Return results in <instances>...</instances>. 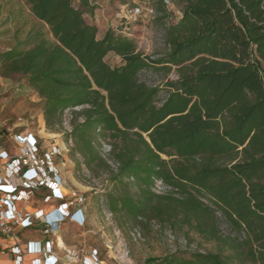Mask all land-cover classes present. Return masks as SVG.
Wrapping results in <instances>:
<instances>
[{"label": "trees", "instance_id": "obj_1", "mask_svg": "<svg viewBox=\"0 0 264 264\" xmlns=\"http://www.w3.org/2000/svg\"><path fill=\"white\" fill-rule=\"evenodd\" d=\"M181 1L167 51L152 59L120 31L98 37L88 0H23L41 27L0 52V64L36 90L48 126L72 110V153L109 172L112 214L187 225L216 243L144 264H264V0ZM151 67L177 78L150 86L139 74ZM100 140L111 143L115 169ZM156 180L171 192L155 193Z\"/></svg>", "mask_w": 264, "mask_h": 264}, {"label": "rangeland", "instance_id": "obj_2", "mask_svg": "<svg viewBox=\"0 0 264 264\" xmlns=\"http://www.w3.org/2000/svg\"><path fill=\"white\" fill-rule=\"evenodd\" d=\"M165 1V3H164ZM77 5L81 6L80 2ZM181 0H89L85 9V18L98 28V37H102L108 28H112L132 37L138 50L152 59L167 51L166 28L169 22H176L182 15ZM139 8V11H135ZM41 23L31 14L23 0H0V52L8 50L19 38H24ZM112 65L122 63L113 53L106 57ZM141 81L150 86H162L167 79H176L175 70L166 72L161 69L147 68L140 72ZM163 90L158 104L165 99ZM80 110L81 107L76 108ZM73 112L65 110L61 124L48 126L41 100L36 90L30 87L20 74L5 75L0 64V132L11 141L20 131H29L37 140L40 151L47 147H57L61 154L57 157V166L65 181L67 192H76L83 197L78 204L85 211V223L69 224L66 221L61 228V238L67 231L63 244L71 249L73 264H144L148 257H162L176 250H215L216 243L207 241L187 225L173 227L170 222L155 217L143 216L140 222H126L114 215L107 207L106 193L110 191L109 172L103 168H89L79 154L72 153L74 145L67 139L72 128ZM100 148V155L111 168H116L112 158V145ZM66 163L63 165V163ZM157 194H169L170 187L164 185ZM43 191H39L42 197ZM34 204L28 209H41ZM79 207V206H77ZM219 228L222 234H231V229L222 218ZM64 254V251L61 252Z\"/></svg>", "mask_w": 264, "mask_h": 264}, {"label": "built area", "instance_id": "obj_3", "mask_svg": "<svg viewBox=\"0 0 264 264\" xmlns=\"http://www.w3.org/2000/svg\"><path fill=\"white\" fill-rule=\"evenodd\" d=\"M5 137L1 131L0 264H7L6 256L12 257L10 264H73V253L60 244V233L66 221L85 223L83 208L78 205L83 197L66 190L57 166L60 150L51 146L40 151L37 140L27 130L15 133L11 141ZM100 143L101 148L107 146L108 152L111 150L106 140ZM163 186L162 181L156 180L153 190L158 193L157 189L162 190ZM42 189L46 193L41 197ZM32 203L51 204L52 208L40 215L37 209H28ZM26 230L40 233L44 238H25Z\"/></svg>", "mask_w": 264, "mask_h": 264}, {"label": "crops", "instance_id": "obj_4", "mask_svg": "<svg viewBox=\"0 0 264 264\" xmlns=\"http://www.w3.org/2000/svg\"><path fill=\"white\" fill-rule=\"evenodd\" d=\"M89 1V0H88ZM66 187V185H65ZM43 191V194L46 193V191L44 189H42ZM52 208V205L51 204H43L41 209H38V213L40 215L44 214L45 212H48L50 209ZM83 212L85 213V211L83 210ZM73 223V221H70L69 224ZM24 233L26 234L25 238H29V239H36V240H40V239H43L44 236L40 233H37L35 231H24ZM65 235H63V238H61V241H60V244L62 245L64 242L62 239H66V236H67V231L64 232ZM4 263H7V264H10L11 263V260H12V257L11 256H6L4 257Z\"/></svg>", "mask_w": 264, "mask_h": 264}, {"label": "clouds", "instance_id": "obj_5", "mask_svg": "<svg viewBox=\"0 0 264 264\" xmlns=\"http://www.w3.org/2000/svg\"><path fill=\"white\" fill-rule=\"evenodd\" d=\"M59 218H62V216H60Z\"/></svg>", "mask_w": 264, "mask_h": 264}]
</instances>
